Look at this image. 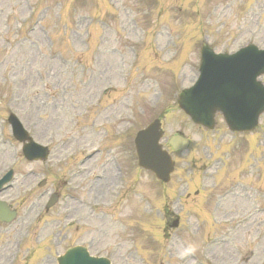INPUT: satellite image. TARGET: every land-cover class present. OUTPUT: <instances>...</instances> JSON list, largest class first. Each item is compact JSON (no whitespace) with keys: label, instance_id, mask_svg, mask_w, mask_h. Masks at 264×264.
Masks as SVG:
<instances>
[{"label":"rangeland","instance_id":"1","mask_svg":"<svg viewBox=\"0 0 264 264\" xmlns=\"http://www.w3.org/2000/svg\"><path fill=\"white\" fill-rule=\"evenodd\" d=\"M205 40L216 52L264 48V0H0L3 135L15 112L51 148L47 161L30 163L19 145H0V171H16L1 196L20 215L10 229L0 224V264L16 260L10 248L52 187L85 203L61 199L21 238L14 264H56L65 244L87 245L92 223L65 227L62 210L67 201L83 216L99 193L95 246L113 264H264V114L256 134L235 139L221 117L202 130L177 105ZM157 117L165 146L177 131L193 141L174 155L167 183L138 167L134 148L136 132ZM78 169L86 171L74 177ZM225 188L233 190L217 199Z\"/></svg>","mask_w":264,"mask_h":264},{"label":"water","instance_id":"2","mask_svg":"<svg viewBox=\"0 0 264 264\" xmlns=\"http://www.w3.org/2000/svg\"><path fill=\"white\" fill-rule=\"evenodd\" d=\"M204 48H208V47H206V45H205V47ZM203 48V49H204ZM214 104V105H213ZM183 106H184V104H183ZM188 106H190V107H192V105L191 104H188ZM185 107V106H184ZM189 107V108H190ZM186 108V107H185ZM216 108H222V109H224V101H222V100H217V101H213V102H211V103H209V104H205V105H203V107H202V111L201 112H198V109H195V107H193V118H194V120L196 121V122H204V121H206L207 122V124L209 125V126H212L213 125V115H214V109H216ZM187 109V108H186ZM188 111H190L189 109H187ZM225 110V109H224ZM202 113L205 115V116H203L202 115ZM232 113H234V110H230L229 109V111H228V116L229 115H231ZM225 114H226V117H227V119H228V116H227V112L225 111ZM229 120V119H228ZM229 125L232 127V128H237V129H245L246 128V126H242V125H237V126H234L232 123H230V121H229ZM243 127V128H242ZM159 152H161L160 151V149H159V147H156V150H154V153L158 156V157H161L160 156V154H159ZM162 153V152H161ZM163 155V163L164 164H166L167 163V157H166V155L165 154H162ZM149 166H151V165H149ZM71 259V257H68V259H67V261L69 262V260ZM103 259H98V260H93V262L94 263H97V264H101V261H102ZM67 262V263H68Z\"/></svg>","mask_w":264,"mask_h":264}]
</instances>
